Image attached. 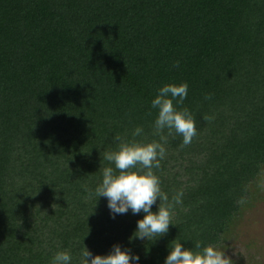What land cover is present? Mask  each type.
I'll use <instances>...</instances> for the list:
<instances>
[{
    "label": "trees",
    "instance_id": "1",
    "mask_svg": "<svg viewBox=\"0 0 264 264\" xmlns=\"http://www.w3.org/2000/svg\"><path fill=\"white\" fill-rule=\"evenodd\" d=\"M184 81L197 135L169 136L155 170L183 204L166 234L129 244L143 213L113 219L91 191L103 152L136 125L158 140L151 100ZM263 171L264 0H0V264L60 250L79 264L114 243L163 264L175 238L222 246Z\"/></svg>",
    "mask_w": 264,
    "mask_h": 264
},
{
    "label": "clouds",
    "instance_id": "2",
    "mask_svg": "<svg viewBox=\"0 0 264 264\" xmlns=\"http://www.w3.org/2000/svg\"><path fill=\"white\" fill-rule=\"evenodd\" d=\"M179 61L173 66L178 67ZM187 81L165 83L157 89L151 100L152 109L157 110L152 122V134L159 139L138 140L144 132L142 125L131 130L130 137L117 134L119 141L114 149L104 150L103 159L107 162L100 167V179L94 189L96 197L106 198L111 218L131 210L132 214L143 213L137 219L136 227L128 237L129 244L134 240H156L169 231L172 223V211L183 204V189L171 196L161 187L160 177L156 174L161 160L166 155L165 144L169 136L182 137L181 146L191 143L197 135L196 119L187 107H180L188 95ZM206 100L211 98L205 94ZM211 120V115L203 117ZM167 130V134H165ZM159 203L157 204V200ZM246 203L244 197L237 201ZM156 204V210L153 205ZM72 254L67 250L57 251L48 264H72ZM79 264H140V254L131 248L114 243L107 254H93L86 247L80 253ZM163 264H232L220 242L203 243L197 241L193 247H186L176 238L168 244V252Z\"/></svg>",
    "mask_w": 264,
    "mask_h": 264
},
{
    "label": "rangeland",
    "instance_id": "3",
    "mask_svg": "<svg viewBox=\"0 0 264 264\" xmlns=\"http://www.w3.org/2000/svg\"><path fill=\"white\" fill-rule=\"evenodd\" d=\"M250 191L221 246L232 264H264V171Z\"/></svg>",
    "mask_w": 264,
    "mask_h": 264
}]
</instances>
